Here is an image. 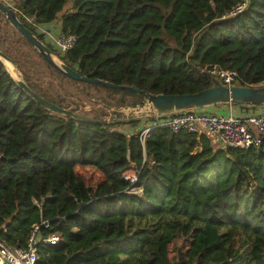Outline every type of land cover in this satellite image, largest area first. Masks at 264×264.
Returning a JSON list of instances; mask_svg holds the SVG:
<instances>
[{
  "label": "trees",
  "instance_id": "obj_1",
  "mask_svg": "<svg viewBox=\"0 0 264 264\" xmlns=\"http://www.w3.org/2000/svg\"><path fill=\"white\" fill-rule=\"evenodd\" d=\"M13 1L42 41L27 18L73 34L65 53L48 47L90 78L155 95L194 93L214 86L200 69L218 64L236 71L243 86L264 82V0H249L229 18L222 15L235 0ZM8 27L0 12V51L48 101L66 107L51 81L37 82L45 69L117 105L143 101L142 94L67 78L16 32L28 49L14 55ZM135 121L55 115L0 60V237L24 246L34 224L40 237L60 235L59 244L38 246L35 264H264V155L215 148L209 135L157 129L142 145L111 132ZM128 169L139 171L140 196L126 192Z\"/></svg>",
  "mask_w": 264,
  "mask_h": 264
},
{
  "label": "built area",
  "instance_id": "obj_2",
  "mask_svg": "<svg viewBox=\"0 0 264 264\" xmlns=\"http://www.w3.org/2000/svg\"><path fill=\"white\" fill-rule=\"evenodd\" d=\"M3 2L6 4V0ZM248 4L249 0H235L234 5L222 15V18H229L242 13L247 9ZM26 21L35 28L46 43L62 53L72 49L76 42V37L73 34H65L55 30V23L37 25L29 18ZM200 73L209 76L215 85L243 86L236 71L226 69L218 64L205 65L200 69ZM148 105L144 101L140 104V108L129 105L121 106L115 111L116 116L134 114L135 111L147 109ZM229 105L236 106L237 104ZM237 106H244L249 110L242 115H219L202 108L137 118L134 120H138V128L130 136L138 137L143 145L145 139L157 129L168 131L171 137L181 132L197 136L212 135L215 136L219 149L246 150L254 148L256 152L264 155V105L243 104ZM112 131L118 130L111 128ZM143 162H145V157ZM148 163L152 165L154 160L149 158ZM138 173L137 169H128L122 172V178L128 182L126 192L136 196L142 194V188L136 186ZM41 225L47 227L48 223L42 221ZM1 230L5 232V228ZM38 230L39 225H32L24 246L8 244L4 238L0 237V264H35L38 259L37 252L40 244L57 245L61 242L60 235L50 234L40 237Z\"/></svg>",
  "mask_w": 264,
  "mask_h": 264
},
{
  "label": "water",
  "instance_id": "obj_3",
  "mask_svg": "<svg viewBox=\"0 0 264 264\" xmlns=\"http://www.w3.org/2000/svg\"><path fill=\"white\" fill-rule=\"evenodd\" d=\"M0 12L5 16L7 22L16 30V32L19 33L32 45L33 49L37 51V53L42 57L44 61L60 71L67 78L75 81L96 84L98 86L116 88L119 90H127L128 92L136 94H142L144 96V100L141 103L146 101L149 104L146 107L147 109L135 111L134 114L127 116H115L111 119L102 120L85 117L74 111L72 108L62 107L60 104L48 101L44 97L35 93L32 89H30V87H28V85L24 81L23 76L18 70L16 64L0 51V60L2 61V59H5L9 61L13 65L16 73L19 76L18 78H14L10 74L16 85L21 88L36 103H38L43 109L55 115H63L65 117L85 122L113 123L120 120H134L150 115H167L188 109H202L219 104L264 105V85L232 87H227L224 85H214L212 87L194 93L155 95L146 93L134 87L115 85L101 79L84 76L79 71L69 67L60 60H58V62H55L53 59V53L51 52L50 48L27 27H25L18 18L16 11L9 5L5 4L2 0H0ZM138 108H140V105H138ZM197 149L198 148H196V150Z\"/></svg>",
  "mask_w": 264,
  "mask_h": 264
},
{
  "label": "rangeland",
  "instance_id": "obj_4",
  "mask_svg": "<svg viewBox=\"0 0 264 264\" xmlns=\"http://www.w3.org/2000/svg\"><path fill=\"white\" fill-rule=\"evenodd\" d=\"M6 4L9 5L15 11H17L15 8V2L13 0H7ZM55 28H56L55 30H59V24L57 27L55 26ZM8 31L10 33L12 32V36L9 35V37L12 41H14L16 43V44H12V50H14L18 47H21L20 49L23 51L28 49L27 46L22 43V41H19V40L16 41L17 36L13 35V34H15L16 30L10 24L8 27ZM46 45L48 46L49 44H46ZM20 49L18 48V50L16 52H14V55L20 54V51H21ZM52 49H54V48L52 47ZM54 50H56V49H54ZM27 52L29 53V51H27ZM35 52H36V50H35ZM32 56L34 58L37 57V56H35V54H32ZM53 56H55L57 58V60H59V58L56 55L53 54ZM38 77H39V79L37 80V82L39 84H41L42 87H48V82L49 81L52 82V84L55 86V91H56V92H54V94L62 99V103H64V105L66 107L72 108L74 111H76L77 113H79L81 115L89 116V118L99 117V116H101V114H104V115H106L105 119H111V117L113 118L116 116L115 111L119 107L127 106V105L138 106L141 104V103H137L135 105H131V104L117 105L115 103L114 99H109L108 97L105 96V93L99 92V91L94 90V89L89 88V87H86L85 85H82L80 83H74V82L68 81L64 78H61L60 76H58L56 74L51 75L46 69L44 71H42V73ZM211 82L214 84L213 81H211ZM260 85H264V82L261 83ZM221 105L222 104L210 106V107L205 108L204 110H206L208 112L215 113L216 108L220 107ZM61 117L65 118V116H63V115H61ZM127 121H130V120H127ZM138 125H139V122L135 121V122H131V123L121 124L115 128L118 131H123L122 133H124L126 135H131V133L138 128ZM210 137L212 139H214L213 140V142H214L213 146L215 145L214 147L217 148L218 143H217V140L215 139V136L211 135ZM194 152L195 153L199 152V149H197V150L195 149Z\"/></svg>",
  "mask_w": 264,
  "mask_h": 264
},
{
  "label": "crops",
  "instance_id": "obj_5",
  "mask_svg": "<svg viewBox=\"0 0 264 264\" xmlns=\"http://www.w3.org/2000/svg\"><path fill=\"white\" fill-rule=\"evenodd\" d=\"M248 110L249 109L247 107H244V106H237V105L233 106V105L228 104V105H221L220 107L216 108L215 113L219 114V115H229V114L242 115V114H246V112H248ZM213 140L214 139H212V142H213Z\"/></svg>",
  "mask_w": 264,
  "mask_h": 264
},
{
  "label": "bare ground",
  "instance_id": "obj_6",
  "mask_svg": "<svg viewBox=\"0 0 264 264\" xmlns=\"http://www.w3.org/2000/svg\"><path fill=\"white\" fill-rule=\"evenodd\" d=\"M53 59H54L55 62H58V60H57V58L55 56H53ZM2 61H3L4 65H5V67H6V70L9 72V74H11L14 78H18L19 76L16 73L13 65L9 61H7L5 59H2Z\"/></svg>",
  "mask_w": 264,
  "mask_h": 264
},
{
  "label": "flooded vegetation",
  "instance_id": "obj_7",
  "mask_svg": "<svg viewBox=\"0 0 264 264\" xmlns=\"http://www.w3.org/2000/svg\"><path fill=\"white\" fill-rule=\"evenodd\" d=\"M44 40V39H43ZM45 44H46V42H45V40L43 41ZM48 44V43H47Z\"/></svg>",
  "mask_w": 264,
  "mask_h": 264
}]
</instances>
